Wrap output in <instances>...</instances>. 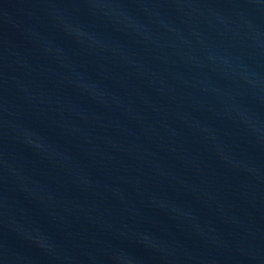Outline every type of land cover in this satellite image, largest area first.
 <instances>
[{
    "label": "water",
    "instance_id": "water-1",
    "mask_svg": "<svg viewBox=\"0 0 264 264\" xmlns=\"http://www.w3.org/2000/svg\"><path fill=\"white\" fill-rule=\"evenodd\" d=\"M0 264H264V0H0Z\"/></svg>",
    "mask_w": 264,
    "mask_h": 264
}]
</instances>
